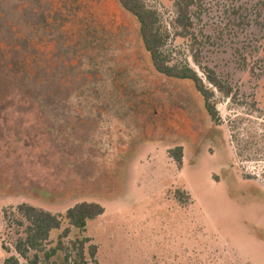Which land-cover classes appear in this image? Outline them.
I'll use <instances>...</instances> for the list:
<instances>
[{
	"label": "rangeland",
	"instance_id": "obj_1",
	"mask_svg": "<svg viewBox=\"0 0 264 264\" xmlns=\"http://www.w3.org/2000/svg\"><path fill=\"white\" fill-rule=\"evenodd\" d=\"M181 1L145 0L171 63L232 88L218 123L155 71L118 0H0V264L22 204L63 217L47 251L89 238L97 264H264V0H197L188 35ZM81 202L105 210L84 232L64 218Z\"/></svg>",
	"mask_w": 264,
	"mask_h": 264
},
{
	"label": "trees",
	"instance_id": "obj_2",
	"mask_svg": "<svg viewBox=\"0 0 264 264\" xmlns=\"http://www.w3.org/2000/svg\"><path fill=\"white\" fill-rule=\"evenodd\" d=\"M118 2L124 11L137 19L142 43L155 71L170 79L191 82L202 96L205 110L211 121L218 123L220 118L216 108L215 91L229 99L232 97V88L209 68L200 66L203 78L189 65L171 63L164 52L168 35L161 29L157 13L147 7L145 0H118ZM196 2L197 0H182L178 4L176 24L187 33L185 35H188L190 29L193 28L190 11ZM194 61L200 64L199 54L194 56ZM168 153L178 165H181L182 147L169 150ZM177 197L180 202H187L186 196L180 191L177 192ZM104 211V207L99 203L81 202L68 209L64 218L71 227L84 232L88 223L102 216ZM18 212L28 225L24 231L25 236L20 238L15 246L19 257L12 256L6 259L4 264H22L19 258L25 260V264H88L89 261L97 264V246L92 244L89 238L78 239L72 242L71 247L60 242L55 248L46 250L51 232L61 228L63 218L61 215H55L27 204L18 206ZM69 233V230H65L61 238L67 237ZM59 252L65 254L62 262L53 259ZM31 253H34L32 258H30ZM41 254L44 255V260L40 257Z\"/></svg>",
	"mask_w": 264,
	"mask_h": 264
}]
</instances>
